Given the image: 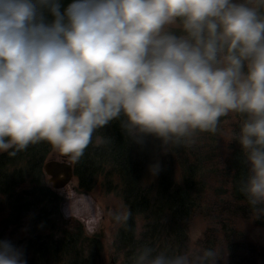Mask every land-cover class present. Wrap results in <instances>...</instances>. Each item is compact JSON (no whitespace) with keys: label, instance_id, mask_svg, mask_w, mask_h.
Returning <instances> with one entry per match:
<instances>
[{"label":"clouds","instance_id":"obj_1","mask_svg":"<svg viewBox=\"0 0 264 264\" xmlns=\"http://www.w3.org/2000/svg\"><path fill=\"white\" fill-rule=\"evenodd\" d=\"M230 114L251 221H264V0H0V154L48 142L72 161L118 122L128 145L161 153L220 134ZM159 158L148 165L151 177ZM66 217L91 197H69ZM131 212L112 213L127 229ZM248 223V224H250ZM257 232L264 229L257 228ZM224 247L137 237L126 264H227ZM0 264H28L0 239Z\"/></svg>","mask_w":264,"mask_h":264},{"label":"trees","instance_id":"obj_2","mask_svg":"<svg viewBox=\"0 0 264 264\" xmlns=\"http://www.w3.org/2000/svg\"><path fill=\"white\" fill-rule=\"evenodd\" d=\"M222 119L220 134L202 133L194 146L167 154L157 140L149 139L143 149L129 146L113 121L102 130L116 137L111 146L90 145L72 161L78 188L92 191L100 184L107 192L118 190L120 210L131 212L127 229L118 224L108 261L101 235H88L83 223L65 218L59 190L48 184L44 165L53 146L42 141L14 157L0 154V239L23 246L28 264H126L137 237L190 246L193 221L201 217L208 227L196 246L227 248V264H264V245L240 228L252 219L239 191L244 168L232 141L241 118ZM156 158L162 170L153 178L148 165ZM25 224L26 234L15 240ZM252 224L264 228V221Z\"/></svg>","mask_w":264,"mask_h":264},{"label":"rangeland","instance_id":"obj_3","mask_svg":"<svg viewBox=\"0 0 264 264\" xmlns=\"http://www.w3.org/2000/svg\"><path fill=\"white\" fill-rule=\"evenodd\" d=\"M65 159L69 163H72V160L68 156L60 153L57 149H54L48 160H57L61 162ZM47 181L48 184L51 185L49 183V176H47ZM114 182L118 183L117 180ZM77 184V180L73 178L63 189L58 191L62 198V213L64 217L70 221L76 220L83 223L88 235H101L103 247L105 249L104 258L108 261L111 253V242L118 227V224L112 218V213L114 211L120 210L123 207L122 199L118 193V190L107 192L104 187L99 184L94 190L87 191L78 188ZM81 194H87L91 197L90 206L79 216L66 217L64 214V208H66L68 204L67 195L69 197H78ZM248 223L250 222H241V230L245 232L252 240H254V242L264 245V231H256L257 228H264L253 225L252 223ZM207 227V221L201 217L195 218L190 232V246H196L197 242L204 236ZM25 234L26 224L22 226L19 232H17V234L14 236V239L19 241V239L24 237ZM17 246L20 245L17 244Z\"/></svg>","mask_w":264,"mask_h":264},{"label":"water","instance_id":"obj_4","mask_svg":"<svg viewBox=\"0 0 264 264\" xmlns=\"http://www.w3.org/2000/svg\"><path fill=\"white\" fill-rule=\"evenodd\" d=\"M44 172L56 190L63 189L74 178L73 165L66 159L61 162L48 160L44 165Z\"/></svg>","mask_w":264,"mask_h":264}]
</instances>
